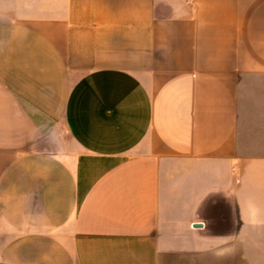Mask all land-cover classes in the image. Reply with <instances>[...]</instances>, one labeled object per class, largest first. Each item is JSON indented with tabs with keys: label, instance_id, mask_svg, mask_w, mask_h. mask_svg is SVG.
<instances>
[{
	"label": "crops",
	"instance_id": "0c3cea01",
	"mask_svg": "<svg viewBox=\"0 0 264 264\" xmlns=\"http://www.w3.org/2000/svg\"><path fill=\"white\" fill-rule=\"evenodd\" d=\"M0 264H264V0H0Z\"/></svg>",
	"mask_w": 264,
	"mask_h": 264
}]
</instances>
